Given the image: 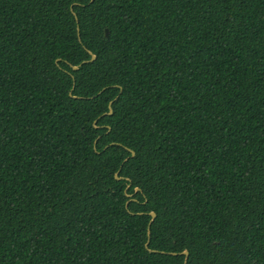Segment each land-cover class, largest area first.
Listing matches in <instances>:
<instances>
[{
    "label": "trees",
    "instance_id": "1",
    "mask_svg": "<svg viewBox=\"0 0 264 264\" xmlns=\"http://www.w3.org/2000/svg\"><path fill=\"white\" fill-rule=\"evenodd\" d=\"M90 1L0 0V264H264V0Z\"/></svg>",
    "mask_w": 264,
    "mask_h": 264
},
{
    "label": "water",
    "instance_id": "2",
    "mask_svg": "<svg viewBox=\"0 0 264 264\" xmlns=\"http://www.w3.org/2000/svg\"><path fill=\"white\" fill-rule=\"evenodd\" d=\"M93 1H94V0H91L90 3H92ZM107 35H108V30L105 29V36L107 37ZM94 59H95V57H94V56H91V60H90L89 62L93 61ZM73 69L76 70L77 67H73ZM111 104H112V102L109 103V113H108V115H111V114H112ZM130 153H131V157H133V156H134V152L130 151ZM115 179H116V180H120V178L118 177V173L115 174ZM149 215L151 216V220H150L149 223H148V235H149V228H150V225L152 224V222H153L154 219H155V214H154L153 212L149 213ZM180 255H182V256L185 257V262H184V264H186V261H187V258H188V252H187V251H183V252L180 253Z\"/></svg>",
    "mask_w": 264,
    "mask_h": 264
}]
</instances>
